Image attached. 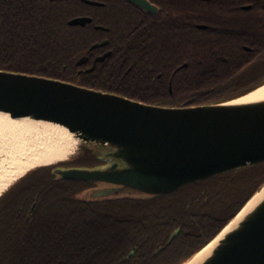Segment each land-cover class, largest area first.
Returning a JSON list of instances; mask_svg holds the SVG:
<instances>
[{
    "label": "trees",
    "instance_id": "16d2710c",
    "mask_svg": "<svg viewBox=\"0 0 264 264\" xmlns=\"http://www.w3.org/2000/svg\"><path fill=\"white\" fill-rule=\"evenodd\" d=\"M104 1L0 0V70L164 107L221 103L264 84V0H194L191 20L187 9L182 17L167 5L151 13L130 4L140 15L116 5L126 0ZM86 9L105 27L117 14L115 28L126 36L112 41L111 30L69 25ZM104 39L107 46L89 50ZM83 56L87 62L78 65ZM101 157V148L81 145L69 160L28 172L0 196V264H182L264 186L261 163L168 194L84 199L99 184L53 173L100 166Z\"/></svg>",
    "mask_w": 264,
    "mask_h": 264
},
{
    "label": "water",
    "instance_id": "95a60500",
    "mask_svg": "<svg viewBox=\"0 0 264 264\" xmlns=\"http://www.w3.org/2000/svg\"><path fill=\"white\" fill-rule=\"evenodd\" d=\"M129 1L147 11L157 10L148 0ZM91 21L76 17L69 24ZM107 44L95 43L90 50ZM241 97L164 107L59 79L0 70V113L62 126L80 146L102 149L103 165L53 170L58 179L99 184L84 191V199L163 195L264 163V100L236 102ZM202 264H264V199L219 240Z\"/></svg>",
    "mask_w": 264,
    "mask_h": 264
},
{
    "label": "bare ground",
    "instance_id": "6f19581e",
    "mask_svg": "<svg viewBox=\"0 0 264 264\" xmlns=\"http://www.w3.org/2000/svg\"><path fill=\"white\" fill-rule=\"evenodd\" d=\"M264 100V85L236 100V102H257ZM45 131L46 136L53 138L55 145L43 152H37L32 147L26 146L25 140L29 137L40 136ZM44 133V132H43ZM79 141L70 132L59 125L24 120L18 122L8 114L0 113V153H6L11 157L8 165H3L0 170V194L13 181L21 177L28 170L42 165L56 157H61L71 148L76 147ZM60 144L64 149L55 148ZM8 157V158H9ZM7 164V163H6ZM264 199V188L259 191L239 213V215L225 228L219 237L197 253L191 260L184 264H202L208 258L219 240L236 228L239 222Z\"/></svg>",
    "mask_w": 264,
    "mask_h": 264
},
{
    "label": "flooded vegetation",
    "instance_id": "af4514ba",
    "mask_svg": "<svg viewBox=\"0 0 264 264\" xmlns=\"http://www.w3.org/2000/svg\"><path fill=\"white\" fill-rule=\"evenodd\" d=\"M51 1H57V0H51ZM59 1V0H58ZM87 1H93V2H96V3H98V4H90V3H88ZM128 3H119V4H116V5H118L119 7H122V8H129V10H132V11H135V12H137V13H139L140 15H142V13L139 11L140 9H142L143 11L145 10V9H143V8H141V7H139L140 9L138 10L137 8H135V7H133V6H130V4L131 5H134V4H132L131 2H129L128 0H126ZM150 1V0H149ZM194 0H160V4H156V3H154V2H151V3H153L154 5H156V7H157V10L155 11V12H151V11H147V10H145V11H147V12H151V13H156V12H160L161 11V7H162V5H167V6H170L171 8H173V10L174 11H179L181 14H182V17H184V13H183V11L185 10V9H187V10H189V13H188V15H187V17L191 20V15H192V8H194V2H193ZM82 2L86 5V6H90V7H102V6H104V5H106L107 3L104 1V0H82ZM116 5H113V7L114 6H116ZM125 5H127V6H129V7H126ZM117 6V7H118ZM136 6V5H135ZM141 10V11H142ZM86 13H84V14H81V15H79V16H76V17H88V18H91L92 19V21L91 22H88V23H86L85 25H81V27H87V26H92V27H94L95 29H97L96 27L97 26H103V25H100V24H98L96 21H95V12L94 11H92V10H89V9H86V10H84ZM142 11V12H143ZM144 13V12H143ZM161 14V13H160ZM111 21L113 22V24H112V26H110V27H105V26H103V27H105L106 29H102V31H107V32H109L110 30V36H111V38H112V41H118V39H121L122 37L124 38L126 35H125V33H123L122 31H121V29H119V31H117V29L115 28V25L118 23V21L120 20V19H117V14H115V13H112V15H111ZM198 25H200V24H198ZM197 25V26H198ZM104 40H107L108 41V43L110 42V40L109 39H104ZM103 41V40H102ZM101 42V41H100ZM98 43V42H97ZM108 51H111V50H108ZM112 52V51H111ZM103 54V53H102ZM102 54H100V55H102ZM100 55H98V56H100Z\"/></svg>",
    "mask_w": 264,
    "mask_h": 264
},
{
    "label": "rangeland",
    "instance_id": "374dc122",
    "mask_svg": "<svg viewBox=\"0 0 264 264\" xmlns=\"http://www.w3.org/2000/svg\"><path fill=\"white\" fill-rule=\"evenodd\" d=\"M15 120L18 121V122H22L24 120H29V119H15ZM24 143H26V146L32 147L37 152H43L44 150L51 148L52 145L53 146L55 145V142H54L53 138L47 137L45 131H41L40 132V136L37 135L35 137L27 138ZM79 147H80V143H78L76 145V147H74V148L72 147L71 150H68L61 157H56V158H54L52 160H49L48 162H46V163H44L42 165H39V166H47V165H51V164H54V163H57V162H60V161L68 160L71 157H73L75 154H77V152L79 150ZM55 148L63 150L64 149V145L60 144L59 146H57ZM8 157H9V155H7L6 153H0V170L3 167V165H8L9 164V161H10L11 157H9V158ZM39 166H37V167H39ZM37 167H35V168H37ZM14 182L15 181H13L12 183H14ZM11 184L7 188H9L11 186ZM4 191H2L1 193H3Z\"/></svg>",
    "mask_w": 264,
    "mask_h": 264
}]
</instances>
